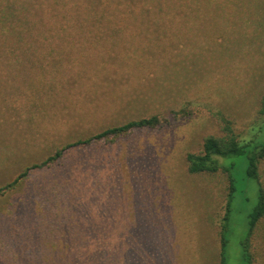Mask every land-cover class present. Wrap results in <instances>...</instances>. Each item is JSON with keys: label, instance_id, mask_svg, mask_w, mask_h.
<instances>
[{"label": "rangeland", "instance_id": "1", "mask_svg": "<svg viewBox=\"0 0 264 264\" xmlns=\"http://www.w3.org/2000/svg\"><path fill=\"white\" fill-rule=\"evenodd\" d=\"M186 13L180 23L140 20L135 33L78 38L68 88H0V185L69 142L163 114L156 127L67 148L0 196V264H81L64 254L76 239L118 248L113 258L91 253V264H220L221 253L223 264H243L258 200L245 156L221 157L227 171L190 174L186 155L220 133V119L245 149L264 143V0H200ZM258 172L264 181V161ZM102 229L113 242L98 244ZM252 244L264 264L262 225Z\"/></svg>", "mask_w": 264, "mask_h": 264}, {"label": "trees", "instance_id": "2", "mask_svg": "<svg viewBox=\"0 0 264 264\" xmlns=\"http://www.w3.org/2000/svg\"><path fill=\"white\" fill-rule=\"evenodd\" d=\"M197 2L200 0H0V88H3L4 92L5 83H23L31 88L36 84L42 88L45 85V89L47 87L55 89L58 85L60 90L68 88L71 83L68 73L73 72V67L79 69L80 65L79 61L73 62L68 57L76 49L74 41L78 38L90 37L91 33L98 32L95 29L103 30L104 34L114 33L113 31L135 33L138 32L135 29L139 28L140 20L142 23L146 20L180 23L181 18L191 17L186 10L192 9ZM119 23H123L122 30L114 28L115 24ZM129 24L134 28H130ZM84 41L86 42V38L79 41L81 46L79 47L83 48L85 50L83 54H86L91 46L89 44V47H86ZM39 47L43 52L40 55L37 53ZM88 64L91 66V63ZM16 68L17 72L22 73V78L18 76L16 78L13 73L12 69ZM45 89L40 94L42 95L40 99H44ZM51 93H54V90H51ZM2 95L3 93H0V100L6 101ZM262 107L264 93L261 98V111L264 110ZM183 112L184 110H179L172 113L176 115ZM162 118L161 113L140 117L107 127L87 138L69 142L40 162L25 165L12 180L0 185V196L14 190L27 178L31 170L52 166L67 148L83 146L108 137H118L135 128L156 127L162 122ZM229 154H243L247 160V176L255 178L258 182V200L249 214L247 233L241 242L243 264H257L252 241L261 225L262 231L264 230V181H261L258 172L261 161H264V143L245 149L239 143L238 135L232 129L230 121L220 119V133L203 137L201 150L186 155L187 170L190 174L213 173L219 169L227 171L230 166L222 164L220 159ZM62 214L61 209L57 215L61 217ZM69 216L75 217L73 213H69ZM82 234L76 233L79 236ZM97 235L98 244L104 237L106 243L113 242L111 232L102 229ZM79 242L77 239L74 240L72 243L74 248L65 251L64 254L68 255L71 252L70 257L75 258V261L78 259L81 264H91L85 259L91 253L113 258L119 252L116 246L109 248V244L107 249L105 245L94 250L92 247L83 248ZM220 258V264H223V253L220 254Z\"/></svg>", "mask_w": 264, "mask_h": 264}]
</instances>
